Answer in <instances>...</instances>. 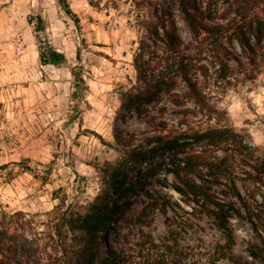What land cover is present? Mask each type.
Listing matches in <instances>:
<instances>
[{"label": "rangeland", "instance_id": "374dc122", "mask_svg": "<svg viewBox=\"0 0 264 264\" xmlns=\"http://www.w3.org/2000/svg\"><path fill=\"white\" fill-rule=\"evenodd\" d=\"M67 1L75 17L57 0H0V215L11 217L9 232L22 246L23 260L66 264L86 236L93 264L104 258L115 264H235L231 258L264 264L249 255L254 245H264V185L235 175L242 196L255 200L252 218L258 228L233 215L228 224L233 242L227 245L211 216L174 190L172 153L123 163L129 151L154 135L156 124L179 125L184 109L168 96L122 108V93L139 83L133 55L141 29L133 0ZM172 12L180 37L193 41L180 9L173 6ZM37 16L46 28V35L39 33L42 41L64 55L60 65L39 61ZM234 53L231 84L210 86V104L220 112L214 116L226 118L223 124L252 142L264 158V71L252 73L237 42ZM75 67L87 87L79 102L82 113L69 123ZM179 85L181 96L185 85ZM187 107L196 111L191 102ZM194 118L204 119L201 114ZM116 167L129 183L139 170L144 179L110 219L96 225L90 240L76 229V213L114 197L110 173Z\"/></svg>", "mask_w": 264, "mask_h": 264}, {"label": "trees", "instance_id": "16d2710c", "mask_svg": "<svg viewBox=\"0 0 264 264\" xmlns=\"http://www.w3.org/2000/svg\"><path fill=\"white\" fill-rule=\"evenodd\" d=\"M57 2L75 17L67 0ZM133 5L137 10L136 23L141 29L133 55L139 83L122 93V108L147 106L168 96L172 105L184 109L179 125L166 121L156 124L154 135L147 138L144 145L129 151L123 163L139 164L172 153L169 172L175 179L174 190L200 212L211 216L226 244L230 245L233 239L228 224L233 215L246 218L258 228L252 218L251 202L255 200L242 196L235 175L242 173L245 180L264 185V158L258 155V148L252 142L223 124L226 118L214 116L220 112L210 104V86L222 89L231 84L229 61H237L234 42L245 54L254 75L264 71V0H133ZM173 6L185 16L193 41L186 43L180 37ZM34 29L40 63L60 65L65 60L64 55L47 40L42 41L39 35H46L41 16H37ZM71 75L74 105L68 121L74 123L82 113L79 102L87 86L79 67L72 69ZM179 82L185 85L181 96L176 91ZM189 102L196 111L187 107ZM196 114L204 119L196 120ZM49 171L50 168L47 173ZM144 176L145 172L139 170L135 182L129 183L123 169L114 168L110 173L114 197L83 214L77 212L76 229L84 231L92 240L96 225L111 218L117 204L135 192ZM218 185H223L224 189L218 190ZM242 188L247 189L244 184ZM237 203L242 205L243 212ZM10 218L0 215V264H28L23 260L22 246L9 232ZM82 243L66 264L94 263L93 245L86 241V236ZM249 255L264 263V245H254ZM231 260L240 264L239 260ZM96 264L115 263L104 258Z\"/></svg>", "mask_w": 264, "mask_h": 264}]
</instances>
